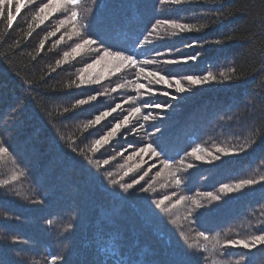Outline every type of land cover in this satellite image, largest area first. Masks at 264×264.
Masks as SVG:
<instances>
[{
	"label": "trees",
	"instance_id": "16d2710c",
	"mask_svg": "<svg viewBox=\"0 0 264 264\" xmlns=\"http://www.w3.org/2000/svg\"><path fill=\"white\" fill-rule=\"evenodd\" d=\"M4 2L0 264H264V0Z\"/></svg>",
	"mask_w": 264,
	"mask_h": 264
},
{
	"label": "snow or ice",
	"instance_id": "6c2138e0",
	"mask_svg": "<svg viewBox=\"0 0 264 264\" xmlns=\"http://www.w3.org/2000/svg\"><path fill=\"white\" fill-rule=\"evenodd\" d=\"M7 4V0H5V2H4V4H3V8H4V6ZM8 5V4H7ZM48 7H50V5H46L45 6V8H42L41 9V12H44L45 11V9H47ZM17 8H19V12L21 11V7H19V5L17 4L16 5V7H15V11L17 12ZM12 13V12H11ZM73 15H75V13L73 14ZM16 19V17L15 16H13V14H12V16H11V18H10V16H9V11H8V15H7V20H8V23H9V25H11L12 24V22L14 21ZM166 22H168V21H164L163 23H166ZM157 23L159 24V23H161L160 21H157ZM172 26L174 27V28H176V29H180L181 31H184V30H190V28H189V26L188 25H184V24H179V23H175V22H173V24H172ZM152 35V33L151 32H149L148 33V35H146L145 37H144V42L145 43H148V41H150L149 40V36H151ZM99 42L98 41H96V40H85L84 41V44H98ZM189 46H193V45H189ZM83 47V45H79L78 47H76L75 49H73V52H76V51H78L80 48H82ZM41 48H43V44H41ZM98 52L101 50V47H97V49H96ZM104 51V56H109L110 54H114V52H109V51H105V50H103ZM69 55V53L67 54V56ZM124 55H128V54H124ZM66 56V57H67ZM128 56H132V55H128ZM134 59H136V58H134ZM196 59V57L195 56H187V57H181V58H178V59H172V60H169L171 63H187L188 61H194ZM168 81H171V86H168V88H171L172 86H173V81H174V83H175V90H176V92H178V93H183L184 91H185V88H184V86H183V84L181 83V79H183V80H186V81H188V82H190L192 85H199V84H201V83H203V82H206L207 80H209L210 78L211 79H215V77H212L211 76V73H209L207 76H204V77H202V78H200V77H196V76H193V75H186V76H183V77H181V78H179V79H177V78H175V77H172V78H168V77H165ZM164 94H167V92H165ZM92 99H95V97H93ZM84 103H86V101L85 100H81V103L80 104H84ZM157 106H159V105H157ZM117 107H119V105H117ZM141 112V108H139V107H135V108H133V109H131V115H135L136 113H140ZM103 115L104 116H107V115H109V113L108 112H105V113H103ZM102 117L101 116H97L96 117V121L95 122H99L100 121V119H101ZM144 119H147V116H145L144 117ZM129 122V119H128V117L127 116H125L124 117V119H123V121L121 122V123H117L116 125H115V127H113L112 129H111V131H109L108 132V135L104 138V140L103 141H101V140H97V145H100L101 143H103V142H105V141H107V139L109 138V137H111V136H113L121 127H122V124H127ZM149 150H151V151H153L155 154H157V155H159L157 152H155L152 148H151V146H149V148H142V149H140V151L141 152H146V151H149ZM0 151H8V149L7 148H3V147H0ZM168 161L167 160H164L163 161V164L165 165V166H167L168 165ZM111 183L113 184V185H115V184H117L118 182L116 181V180H112L111 181ZM177 183H179V180H177ZM244 184H253L254 183V181H251V180H248V181H244L243 182ZM120 187L121 188H123V190L125 191V192H128V190L130 189V188H132V184H122V185H120ZM239 187H241V185H237V188H239ZM222 190H227V191H232V189L231 188H229V186L228 185H224V189H222ZM165 199H167V197H165ZM215 199H220V197L219 196H217V197H215ZM158 203V205L159 204H163V201H159V202H157ZM199 235H201V236H204V233L203 232H200L199 233ZM255 239L256 240H259L262 244H264V235H260V236H257V237H255ZM230 244L231 243H234V242H229ZM240 243H243V242H240ZM244 247H248V244H244Z\"/></svg>",
	"mask_w": 264,
	"mask_h": 264
},
{
	"label": "rangeland",
	"instance_id": "374dc122",
	"mask_svg": "<svg viewBox=\"0 0 264 264\" xmlns=\"http://www.w3.org/2000/svg\"><path fill=\"white\" fill-rule=\"evenodd\" d=\"M121 19H119V21L118 20H116V24H119L120 22H122V21H124V18L123 17H120ZM120 25V24H119ZM116 26V25H115ZM121 26V25H120ZM95 58V57H94ZM175 213V212H174Z\"/></svg>",
	"mask_w": 264,
	"mask_h": 264
},
{
	"label": "clouds",
	"instance_id": "9594fccd",
	"mask_svg": "<svg viewBox=\"0 0 264 264\" xmlns=\"http://www.w3.org/2000/svg\"><path fill=\"white\" fill-rule=\"evenodd\" d=\"M243 257H241L239 260H237L236 264H242Z\"/></svg>",
	"mask_w": 264,
	"mask_h": 264
}]
</instances>
